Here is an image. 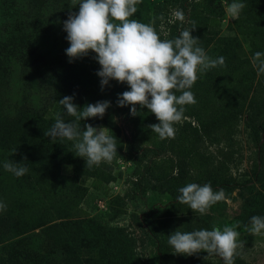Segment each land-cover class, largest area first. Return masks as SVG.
Wrapping results in <instances>:
<instances>
[{"label":"rangeland","instance_id":"rangeland-1","mask_svg":"<svg viewBox=\"0 0 264 264\" xmlns=\"http://www.w3.org/2000/svg\"><path fill=\"white\" fill-rule=\"evenodd\" d=\"M42 1L0 0V118H24L31 111L57 118L64 108L55 88L90 85L102 100L111 101L115 129L111 131L106 121L97 117L89 118L90 124L106 127L116 137L117 153L110 163L87 167L85 160L74 154L75 141L50 138L44 144L45 152L61 148L65 158L37 178L29 172L27 187L6 190L0 186V203L7 206L0 211V218L18 220L26 211L43 205L65 208L49 223L57 225L56 245L47 246L43 230L49 224L28 228L0 242V264L10 262L11 247L18 258L30 264H224L220 256L206 251L191 256L175 254L168 240L174 231L212 230L214 226L223 230L226 225H237V240L243 241L234 256L245 264H264V230L256 235L248 231L252 216L264 217V201L250 216L247 212L249 202L264 195V179L256 178L264 173V113L254 121L257 141L240 104L264 100V0H238L245 7L236 18L227 11L233 1L221 0L224 10L218 17L203 13L204 0H149L137 5L130 19L152 24L162 40L176 38L196 15L197 45L211 59L219 57L222 36L235 38L224 89L203 97L194 83L190 91L196 103L183 106L201 111L205 128L196 134L187 125L190 121L191 126H197L196 120L183 117L174 124V138L166 139L149 128L159 121L146 107L133 117L131 106H117L118 94L130 90L126 83L111 80L101 90V78L96 75L101 66L93 58L95 53L90 51L88 56L69 62L63 21L70 12L78 13V0ZM177 9L185 13L183 24L173 18ZM202 73L198 69L197 76ZM57 76L65 81L56 86ZM81 93L78 105L83 107L87 96ZM39 129L33 123L32 128H23L32 136ZM75 165L80 176L70 180ZM213 180L240 184L212 187L214 191L223 188L226 199L212 205L206 214L177 200L179 188ZM82 192L84 200L80 199ZM98 218L107 223L106 233L94 226ZM75 246L82 249L78 256L72 251ZM48 248L52 250L46 254ZM116 248L120 255L114 252ZM69 255H74V262Z\"/></svg>","mask_w":264,"mask_h":264},{"label":"clouds","instance_id":"clouds-1","mask_svg":"<svg viewBox=\"0 0 264 264\" xmlns=\"http://www.w3.org/2000/svg\"><path fill=\"white\" fill-rule=\"evenodd\" d=\"M140 2L78 0V13L70 12L63 21V30L69 42L65 53L70 63L88 56L90 51L95 53L93 58L101 66L96 73L101 78V90L109 86L111 80L126 83L130 90L118 94L117 106H131L133 117L146 107L159 121L149 125L151 131L161 139L174 138V124L182 120L183 106L196 103L190 89L198 79V69L204 72L223 65L224 58L211 59L206 55L204 49L197 45L199 38L192 35L195 26L182 29L174 39L162 40L152 24L130 19L137 12ZM244 7L243 3L233 0L227 11L232 18H236ZM173 18L183 24L185 13L180 9L174 10ZM261 70H264V65ZM177 92L181 94L177 96ZM59 103L74 119L65 121L58 115L44 135L51 139L75 141L74 154L82 157L87 167L101 162L110 163L117 153L116 137L110 135L106 127L84 124L81 129L80 121L95 117L102 119L111 101L101 100L80 107L74 103L73 95L64 96ZM3 167L16 177L28 171L25 165L11 160L5 161ZM178 191L177 200L200 214H206L212 205L226 199L223 188L214 191L210 183H189ZM6 207L0 203V211L6 210ZM236 227L226 225L223 230L214 226L212 230L174 231L169 235L168 243L175 254L191 256L206 251L208 255L220 256L224 264H234V254L243 244V241L237 240L240 233L235 231ZM262 230L264 217L252 216L249 233L256 235Z\"/></svg>","mask_w":264,"mask_h":264},{"label":"trees","instance_id":"trees-1","mask_svg":"<svg viewBox=\"0 0 264 264\" xmlns=\"http://www.w3.org/2000/svg\"><path fill=\"white\" fill-rule=\"evenodd\" d=\"M40 3H43L42 0H34ZM143 1L148 4L149 0H141V4ZM228 3H231L233 0H225ZM201 9L203 13H205L208 17H218L224 10V6L221 0H204L201 4ZM196 21V15H194L191 19L190 27L188 29L193 28L194 23ZM181 31V30H180ZM179 31V33H180ZM177 34V36L179 35ZM199 31L195 29L192 31V35L197 37ZM199 42H197L198 44ZM219 44L222 45L219 51V57L224 58V64L218 65L216 67L209 68L207 71H204L195 82V86L200 96L208 97L212 94L218 93L220 90L224 89L225 76H226V66L229 60L232 59V53H234L235 49V38L229 36H222L220 38ZM218 57V58H219ZM65 81V78L61 76H57L54 80L55 85H61ZM57 86V85H56ZM56 92L61 95V99L64 96H73L74 95V103L78 105V100L81 96V92L87 96V103H95L97 101H101L99 94L93 90L94 88L90 85H75L72 84L70 87L66 89L59 88L58 86L55 88ZM234 99H238L241 101L242 98L235 97ZM235 102V101H234ZM241 107L244 108V113L246 115V123L251 130L253 138L255 140H259L257 133V125L254 123L256 117L259 114L264 113V100L260 101L258 104L250 103L245 104L243 102L240 103ZM183 117H193L197 126H191V122H187V125L194 131V133L198 134L201 130H203L206 126V122L202 120V112L199 110L184 108ZM33 115V116H32ZM65 121H68L71 116L67 115L65 110H62L59 114ZM99 118V117H97ZM57 118L48 119L38 113L31 111V113L25 114L24 118H18L15 120H8L5 118H0V186H4L6 190H13L15 188L27 187L31 174L34 177H39L40 174L44 172L49 173V169L52 164L58 163L62 159L65 158L64 151L61 148H57L56 150L47 153L44 150V144L51 138L44 135V132H47L51 129L55 120ZM72 120L74 119L71 118ZM101 119V118H99ZM102 120L105 125H107L111 131L115 129V124L112 120V108L109 107L106 110L105 115ZM33 125L39 126V132L34 134L33 136L26 132L24 129H27V126L32 128ZM83 123V124H82ZM81 126L84 124H90L89 118L84 121H80ZM27 125V126H26ZM22 126V128H21ZM83 127V126H82ZM81 127V129H82ZM49 128V129H47ZM20 129V130H19ZM16 150V152H15ZM15 152V153H14ZM47 153V154H46ZM27 157V160L23 161V158ZM13 161L17 163H21L28 168V171L25 175L21 177H16L13 173L8 172L4 169L3 164L5 161ZM185 166L184 161L180 164V169L182 170ZM77 165L74 166L75 175L70 177V180H76L78 176H80V172H78ZM31 172V174L29 173ZM91 175H95V172H91ZM256 178L264 179V173L258 174ZM211 184L212 187L220 185L224 188H231L235 184H240L239 182H228L226 180H213L211 182L200 181L197 184ZM80 199L84 200L86 197L85 193H81ZM264 201V195L256 196L252 201L249 202L247 207V212H249V216L252 212L261 205ZM65 208H57L54 205H43L34 207V209L26 211L23 216L14 220L11 218H0V242H3L4 239L13 236L14 234L23 232L28 228L35 227L37 225H44L51 223L58 215H62L65 212ZM252 210V212H251ZM63 212V213H62ZM94 226L98 227L102 233H106L107 223H103V220L98 218L94 220ZM56 224H49L44 227V235L47 236V246L55 247L58 230L56 229ZM158 239V236H155ZM159 251L161 250L160 245L158 247ZM52 249L48 248L46 250V254H49ZM10 257L7 264H30L27 260L23 258H18L16 254L13 253L12 247L8 249ZM72 251L78 256L77 252H82V249L78 246H75ZM114 252L120 255L121 250L116 248ZM40 257H44V255H39ZM32 258V257H31ZM67 258L74 262V255H69ZM40 259L37 258V261ZM78 261H75L74 264H77ZM125 263V262H124ZM123 263V264H124ZM79 264V263H78ZM234 264H245V262L239 257L234 256Z\"/></svg>","mask_w":264,"mask_h":264}]
</instances>
